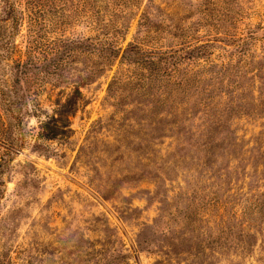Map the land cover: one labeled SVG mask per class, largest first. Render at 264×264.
I'll use <instances>...</instances> for the list:
<instances>
[{
    "label": "rangeland",
    "instance_id": "obj_1",
    "mask_svg": "<svg viewBox=\"0 0 264 264\" xmlns=\"http://www.w3.org/2000/svg\"><path fill=\"white\" fill-rule=\"evenodd\" d=\"M0 181V264H264V0H0Z\"/></svg>",
    "mask_w": 264,
    "mask_h": 264
},
{
    "label": "trees",
    "instance_id": "obj_2",
    "mask_svg": "<svg viewBox=\"0 0 264 264\" xmlns=\"http://www.w3.org/2000/svg\"><path fill=\"white\" fill-rule=\"evenodd\" d=\"M9 10H11L10 12H9V16L11 17V18H13V20H12V22L13 23H15V22H17V19H14L15 18V10H14V7L12 6H9ZM45 138H49V136H46ZM1 182V181H0Z\"/></svg>",
    "mask_w": 264,
    "mask_h": 264
}]
</instances>
